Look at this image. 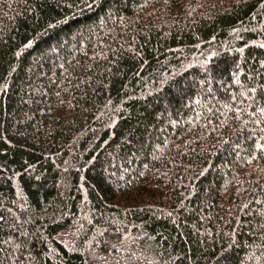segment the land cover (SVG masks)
Instances as JSON below:
<instances>
[{
	"label": "trees",
	"instance_id": "obj_1",
	"mask_svg": "<svg viewBox=\"0 0 264 264\" xmlns=\"http://www.w3.org/2000/svg\"><path fill=\"white\" fill-rule=\"evenodd\" d=\"M0 264H264V0H0Z\"/></svg>",
	"mask_w": 264,
	"mask_h": 264
}]
</instances>
